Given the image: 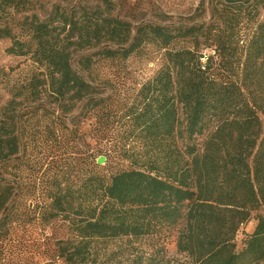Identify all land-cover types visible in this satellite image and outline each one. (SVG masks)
I'll list each match as a JSON object with an SVG mask.
<instances>
[{
	"label": "trees",
	"instance_id": "obj_1",
	"mask_svg": "<svg viewBox=\"0 0 264 264\" xmlns=\"http://www.w3.org/2000/svg\"><path fill=\"white\" fill-rule=\"evenodd\" d=\"M92 2L53 5L40 16L30 0H0L1 14L23 15L15 24L24 39L0 27L11 41L6 52L42 69L37 85L28 84L32 101L46 93L61 117L84 101L78 116L94 120L98 138L126 133L117 153L125 168L106 177L95 164L78 190L87 202L75 211L72 201L54 199L57 212L76 219L60 257L92 264V241L124 249L145 241L149 251L132 264H156V244L177 228L176 250L192 264H264V12L259 20L250 0H217L208 22L164 26L133 24L113 15L110 0ZM147 46L162 52L160 67L124 102L100 96L70 63L96 49L78 62L88 71L97 58L126 60ZM14 105L0 109V163L19 151ZM199 136L200 152L192 143ZM2 182L0 171V212L11 196ZM250 219L256 225L238 249L234 238Z\"/></svg>",
	"mask_w": 264,
	"mask_h": 264
},
{
	"label": "rangeland",
	"instance_id": "obj_2",
	"mask_svg": "<svg viewBox=\"0 0 264 264\" xmlns=\"http://www.w3.org/2000/svg\"><path fill=\"white\" fill-rule=\"evenodd\" d=\"M30 1L40 16L49 12L53 5L68 8L94 3L93 0ZM110 1L114 4L113 15L133 24L149 21L164 26H189L208 22L209 3L217 0ZM251 3L257 5V18L261 20L264 0H250ZM22 16L0 13V27L7 25L18 38L24 39L15 24ZM10 45V39L0 38V109L7 101L15 99L13 133L18 139L19 151L0 163V171L6 179V183L2 182L3 187L10 188L11 192L0 212V264H68L59 255L60 246L62 241L73 239L75 216L57 212L53 201L66 198L72 201L75 211L80 201L87 202L78 190L92 174L95 164L106 177L116 169L125 168L126 163L117 153L122 145L120 139L126 133L114 130L108 132L105 139L98 138L103 134L93 130L94 120L78 116L84 101L63 117L58 115L46 93L41 92L39 99L32 101L36 94H28L32 92L28 84L37 85L42 69L29 55L6 52ZM94 50L72 54L71 66L97 87L100 96L110 97L114 103L131 99L161 64L162 52L147 46L140 54L126 60L97 58L88 71H82L78 64L80 57ZM204 53L211 54L212 51L206 49ZM261 120L264 123V116ZM203 139L204 136H199L192 140L198 152ZM101 158L103 161L97 163ZM255 225L256 220L250 219L239 229L234 238L236 248L242 247V240ZM176 234L177 228H173L163 242L156 244L163 249L156 264H192L190 259L177 252ZM148 246V242L143 241L134 244L133 247L139 248L124 249V244L118 241H92L89 260L92 264H132L139 251H149Z\"/></svg>",
	"mask_w": 264,
	"mask_h": 264
},
{
	"label": "water",
	"instance_id": "obj_3",
	"mask_svg": "<svg viewBox=\"0 0 264 264\" xmlns=\"http://www.w3.org/2000/svg\"><path fill=\"white\" fill-rule=\"evenodd\" d=\"M103 161V159L101 158V159H99V161H97V163H100V162H102Z\"/></svg>",
	"mask_w": 264,
	"mask_h": 264
}]
</instances>
